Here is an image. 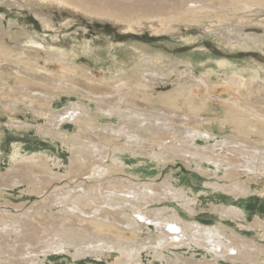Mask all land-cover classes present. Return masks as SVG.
<instances>
[{"label": "rangeland", "instance_id": "rangeland-1", "mask_svg": "<svg viewBox=\"0 0 264 264\" xmlns=\"http://www.w3.org/2000/svg\"><path fill=\"white\" fill-rule=\"evenodd\" d=\"M33 1L34 7L32 6L31 10L26 6L15 5L11 0H0V42L15 50L13 51L15 56H0V67L8 65L9 68H13V71L7 70L8 76L0 77V229H6V233L0 237V264H25L23 262L30 259L29 257H33L35 260L32 259L34 261L31 260L27 264H126L127 262L123 263L122 253L112 248H107L102 253L85 254L78 257L73 254L72 247H68L64 252L50 251L46 246L41 249L46 242H51L55 237L52 239L50 232L42 231L40 227H43L44 224H52L54 228H57L61 223L62 226L65 224L68 226V223L62 220L61 214L64 213L60 210V206L54 203L56 198L54 193L58 190H65L66 187L74 188L73 190L77 191L78 195L74 199L81 200L79 202L83 205L84 211L88 212H77L76 214L88 216L87 214L90 212L91 215L93 212L95 213L93 208L97 205L98 208L100 206L99 213L103 208L110 209L102 202L107 193L115 195L113 193L115 191L117 196H124L129 186L136 185L138 187L143 184H150L153 188L156 187V192L158 191V194H154L153 198L141 199L139 200L140 204L138 203L151 216H154L153 211L159 210L164 215L163 218L166 219L170 218V214L172 216L173 213H176L186 221L194 220L204 225H216L217 223V225H221L220 228L223 231L225 228L229 229H226L229 235H239L241 237H238L239 239H244L255 245L257 250L252 257L239 253L233 255L231 259L223 257L217 259L207 251L205 246L189 244L188 240L184 244L175 243L176 245L160 248L161 239L160 241L157 239L162 236L160 231L166 230L164 225L160 227L162 230L159 231L153 226L149 230L144 226L141 230L136 231L138 235L135 234L139 238L141 237L139 243L145 244L139 253H135V259H138L141 264H186V262L190 264H264V252H262L264 250V226L260 222L264 223V175L259 173L243 174L240 168L236 171L229 170L225 163H211V159L202 156L203 153L210 156V153L204 152L205 150L202 148L212 147L215 144L212 138L208 142L197 140L200 158L197 154H191L194 152L193 148H190L191 153L182 152L184 154H180L174 147L169 146L162 149L165 153L160 156L158 152L161 149L156 143L136 145L124 136L92 130L89 126L74 121L62 122V128L58 129L46 122L47 118L44 114L49 110H61L71 102L88 101L81 97L82 94H85V90L96 94L108 93L115 85L119 74L121 75L119 73L122 72V69L119 68L120 65L125 69L129 68L121 76L132 79L133 82H129L130 84L135 81L143 82L142 75L145 73L143 69L146 66L135 62L136 50L143 48L163 54L169 59L165 62H169L170 67H165L164 73L152 78L154 81H150V84H144L145 87L150 86V88L146 89L143 85L142 92L148 96L153 94L151 98L166 94L181 99V95L178 93L179 82L181 78L190 79V74L186 72L188 67H184L182 64L189 60L192 64L190 72L195 76H203L208 85V88L204 85L201 88L192 86L190 88L191 96L203 105L212 103L209 105L210 111L203 109L206 112L198 113L200 120L202 117L206 119V115L208 116L212 111L214 112L211 115H215L221 120L225 106V102L222 100L229 99L227 97H230V94L244 98L250 95L248 88L251 85H247L245 90L243 86L229 84L227 81L229 75L236 74L245 83L253 79L264 83V0H259L262 2L261 6L259 4L251 6L250 11L243 9L248 6V3H242L245 0H239L241 1V10L240 7H237L236 13L230 6H225L226 9H223V6L215 8L214 4L207 6V9L215 14L236 15L221 25H215L216 21L214 20H209V23L206 22L207 24L204 23L205 20L191 25L183 22L179 24L167 23L177 14L178 8L173 7L179 0H166L163 5L169 8L164 9L161 13L156 12L157 16L156 13L153 16L156 17L154 23L143 21L142 14L133 11L124 12L117 17L120 21L139 22L142 20L141 26L138 28L134 26L130 30H127L128 26L125 24L110 19L91 17L74 7L61 6L54 2L49 5L37 0ZM191 4L188 5L193 8L194 5ZM179 10L183 9L179 7ZM34 12L45 14L47 23L42 24V20ZM106 15L109 16V14ZM159 17H164L165 21L162 24H167L165 26L170 30H166L161 26L162 24L158 23ZM210 23L214 24L215 28ZM230 26L241 35L238 40L225 41L224 33L229 31ZM222 27L227 29L222 30ZM3 33H5L4 36ZM33 49L35 51H32ZM56 52L63 54L61 61L55 57ZM20 54L28 57L29 55L33 56L35 67L51 70L60 75L61 79L57 80L60 84L62 79H77L82 86L84 85L83 92L80 90V92H73L67 86L55 87L53 102L39 111L41 109L34 106L26 92H28L29 86L33 87L31 81L44 84L47 82L34 75L24 73L22 61L15 60L16 55ZM175 64L177 67H173ZM206 72H210V75L207 76ZM25 78H29L30 81ZM23 79L26 81H22ZM17 80L24 87L17 85ZM85 85L89 89L85 88ZM96 87L98 89H95ZM109 87L110 89H108ZM236 88L239 90L235 91ZM254 91L256 92V90ZM22 93H24V97ZM256 93L253 92L252 95L255 96ZM252 95L250 100L253 99ZM14 99L17 103L14 107H10L12 106L10 101ZM90 102L92 107L98 108L96 112L98 123L109 120L114 123L113 126L119 124L121 120L116 114L109 116L106 112L101 111L103 103ZM221 103L222 105H220ZM212 105H214V109ZM190 108L192 107L182 106L177 111L182 112ZM149 111L153 112L154 110L150 108ZM159 111L160 114L163 113V109ZM128 118L133 122L139 119L134 115H128ZM83 128L88 130L84 131ZM230 128H232L231 124L225 134L229 132L228 135L243 137L240 129V131H233ZM48 130L53 133H49ZM56 131L58 132L55 133ZM94 136H96V142L92 144ZM251 139L260 141L259 136L252 135V133ZM127 141L128 145L124 144ZM166 142L167 144L170 142L172 145L177 144L176 140L172 138H168ZM101 143L107 146L103 144L99 151H96L94 146L91 147L92 145H101ZM117 145L126 148L122 151L124 164L112 163L111 157L113 153L117 152L114 149ZM16 165L17 167H15ZM27 165L32 169H28ZM97 165L106 168L110 166V170L107 174L92 179L91 170ZM230 172L237 175L231 176ZM15 176L18 180L13 179L16 178ZM27 177L30 182L32 178V184L27 180ZM238 180L248 182L249 193L244 195L236 190L226 191L227 188L231 190L229 186ZM36 182L39 184L34 186L33 184ZM80 185L85 188V191L87 189V192H92L89 201L83 197L85 201L82 196L79 197L81 194ZM167 186H171V190ZM92 196L96 198L94 199ZM71 199L66 203L70 204ZM89 203L91 204L89 205ZM232 207L243 208L246 213L245 218L235 210L229 209ZM119 209L117 207L110 209L109 212L111 211L110 213L115 215L109 214L108 216L110 219L114 217L116 222L114 221L113 224L116 226L120 224L121 226H119L124 229V235L129 237L133 232L130 229L126 230L124 224L126 218L122 214L127 215L131 209L125 207L123 212ZM67 213L71 214L72 212L68 209ZM96 213L98 214V212ZM229 213L231 215H228ZM95 216L97 218L98 215ZM18 219L27 221V224H19L23 229L20 233H18L20 228H16L18 223H15ZM72 221V226L79 224L78 220L73 219ZM25 226H28L29 231L24 229ZM39 249L40 252L45 251V253L37 257L34 255L35 258L31 251H39ZM253 249L255 248L251 247V250L255 251Z\"/></svg>", "mask_w": 264, "mask_h": 264}, {"label": "bare ground", "instance_id": "bare-ground-1", "mask_svg": "<svg viewBox=\"0 0 264 264\" xmlns=\"http://www.w3.org/2000/svg\"><path fill=\"white\" fill-rule=\"evenodd\" d=\"M11 1H14L13 3L15 5L26 6V7H29L28 9H31V10H32L31 7L34 5L33 0H11ZM37 1L43 2L46 4L48 3L49 5L54 2L55 4H60L61 6L65 5L71 8L74 7L76 10H81L85 12L86 14L90 15L91 17L110 19V20H113L114 22L125 24L128 26L127 30L133 29L134 26H137L138 28V26H141L142 20L152 21L154 23L155 21L154 19L156 18V17H153L154 14L156 12L161 13V11H163L164 9L169 8L163 5L166 0H37ZM238 1L236 0L234 1L232 0L231 1L229 0H179V2L173 7V8H176V7L178 8L177 14L175 15L174 19L169 20L167 23L179 24L180 22H183L184 24L191 25V24L199 23V21H202V20H205V22L203 21L204 23L206 22L209 23V20L210 21L214 20L216 21L214 22L215 25H221L225 23L226 21L233 19L236 15L234 16L227 15L228 13L227 14H223V13L215 14L210 9H207V6H211L214 4L216 6L215 8H217V6L218 7L223 6L222 7L223 9L224 8L226 9L225 6H230L232 7V10L235 12L238 9L237 7H240V10H241V4H240L241 1H239V3ZM190 3H192L191 5H194L193 8L189 7L188 4ZM242 3H248V6L246 8L243 7L244 10H248V11H250L249 9L251 6L258 5V4L261 6L262 4V2L259 0H245V2H242ZM179 7L180 9H183V10H179ZM127 11L141 13L144 19L140 20L139 22H136L133 20H128V21L121 20L120 21L117 17L121 16L124 12H127ZM34 13L36 16H38L42 20V24L47 23L46 22L47 20L45 19L46 17L45 14L39 13V12H34ZM157 13H156V16H157ZM106 14H109V16H107ZM147 14L150 16H148ZM159 20H160L158 21L159 24H162L165 21L164 17H159ZM165 25L167 24H162L161 26H163V28H165L166 30H170V29H167ZM210 25L214 27V24L210 23ZM225 27H222L221 29L222 30L227 29ZM2 35L4 36L5 33H3ZM224 35L226 37L225 41L238 40V37L240 38L241 36L238 33V31L235 28L232 29V27L229 29V31L226 34L224 33ZM13 51L15 50L9 48L4 43L0 42V56L1 57L14 55ZM32 51H35V50L33 49ZM56 53L57 55L55 57H57V60L59 59L61 61L63 59V54L61 52H56ZM32 58L34 57L33 56L30 57V55L28 57V56L20 54V55H16L15 60L22 61L23 64L21 65L23 66L22 68H24L25 70L24 73L26 72L30 75H34L37 78H41L45 80V82H47V84H44L42 82L36 83L34 81H31L33 87L29 86L28 87L29 90L28 92H26V95L32 99L34 106L41 109L39 111H42V109H45L47 105L53 102L55 98L53 97L55 87L61 88L62 86L63 87L67 86L68 88L72 89L71 91L73 92H80V91L83 92L84 85L82 86L81 83H79L77 79L76 80L75 79H69V80L62 79L61 84H60L57 81L61 79L60 75L53 73V71L51 70H44V69L35 67L34 65L35 61ZM135 58H136L135 62H138L139 65H144L147 67V69L145 67L146 70L143 69L145 72L144 75H142L144 83L141 81L140 82L135 81V83L130 84L132 79H130L129 77L124 78L123 76H121L122 74H125L126 69H129V68L125 69L122 67V65H120V67L119 66L118 67L122 69V72H119L121 73V75L119 74L115 82V85L108 93L100 92L99 93L100 95H99L98 93L96 94V93H92L91 91L85 90L84 93L89 94L90 96L88 95L85 96V94L84 95L82 94L81 97L86 98V100L88 99V101L71 102L70 105L58 111L49 110L48 113H44L46 114V118H47L46 122H48L50 126H55L56 128L61 129L62 122L74 121L75 123H78V124L87 125L92 130H97V131L101 130V131H105L106 133L111 132L112 134L117 135V136H124L126 139H128V141L133 142L136 145H141V144L144 145L145 143H148V144L156 143L160 147L159 149H161L158 152L160 156H163L165 153L164 150L162 149L164 147L169 146V147H174L176 152H179L180 154H184L182 152H185L187 154L191 153L192 151L190 150V148H193L194 152L191 154H197V156L199 157L200 155L199 145L197 144L199 142L197 140L201 139L205 142H208L212 138L215 141V144H213V146L210 148L209 147L202 148L205 150L204 152L210 153V156L206 155L207 153H203L202 156L206 157L207 159H211L212 160L211 163L212 162H214L215 164L220 163V162L225 163L226 168H228L229 170L236 171L237 169L240 168L241 169L240 171L243 174H249V173L258 174L259 173L261 175H264V83L263 82H259L258 80L253 79L245 83L244 80L240 76L236 74L229 75L227 77L228 79L227 81H229L228 82L229 84H232V85L234 84L235 86H243L245 90L247 89V85H251L250 88H248V90L250 91V95L246 96L247 98H244L241 96L239 97V96H234L230 94L231 96L227 97L229 99L222 100L225 102V106L223 108L224 115L221 120L218 119V117H215V115H211L213 114L214 111H212L208 116L206 115V119L202 117L200 120V115L198 113L206 112V111H203V109L209 110L210 108L209 105L212 103H210L209 105H203L201 102H198V100L195 97L191 96L190 88L192 86L201 88V86L204 85L205 87L208 88V85H207L206 79L203 76L201 77L195 76L190 72L192 68V64L189 62V60L183 62L182 64L184 65V67H188V71L186 72L190 74L189 76L190 79L181 78V81L179 82L180 90H178L179 91L178 93L181 95V99L177 98V96H171V95H166V94L162 96H157L156 98H151L153 97L152 96L153 94L151 96L150 95L148 96V94L146 95L144 92H142L144 90L143 88L145 87L144 84H147V83L150 84V81H152V78H155L160 73L161 74L164 73L165 67L166 68L170 67L169 65L170 63L165 62V61H169V59L166 58L161 53L151 52L143 48H139L136 50ZM1 59H4V58H1ZM173 67H177V64H175ZM171 69L173 70V68ZM7 70L13 71V68L11 67L9 68L8 65L0 67V77L1 78L6 77L8 73ZM19 71H20V68H19ZM21 71L23 72V70ZM206 74L207 76H209L210 72H206ZM25 79H23L22 81H24ZM1 80H4V79H1ZM27 80L30 81L29 78ZM16 83L17 85H20L21 87L23 86V84H21L20 81L18 80L16 81ZM259 86H261L262 88ZM85 88H88V87H86L85 85ZM124 88H127V89H124ZM145 88L149 89L150 86L148 88L147 87ZM95 89H98V88L96 87ZM108 89H110V87ZM238 90L239 89L236 88L235 91H238ZM254 90H256L257 93ZM253 92L256 93L255 96L252 95ZM22 95L24 97V93H22ZM251 95L253 98L252 100H250ZM91 96H93V98H91ZM90 101H98V102L103 103V105H101L102 106L101 111H103L104 113L106 112V114L109 116H115L116 114L120 118L119 120H121L119 124L113 126L114 123L109 120H106V122L104 123H98L97 120L99 119L97 118L98 115L96 113L98 108L92 107L89 104ZM10 103L12 105L10 107H14L17 101H15L14 99L10 101ZM220 105H222V103ZM182 106H185V108L186 106L192 107V108L188 110L185 109L182 112L177 111L179 110V107H182ZM213 106L214 105H212V107ZM150 108H152L154 111L153 112L149 111ZM214 108L215 107H213V109ZM160 109H163L162 114L159 113ZM128 115H134L136 118H139V119L133 122L128 118ZM80 118H82L83 121H81L82 119ZM229 124L232 125V128L230 129H232L233 131H237L240 129L241 131L240 130L239 131L242 133L243 137L241 136L236 137L232 134L228 135L229 132L225 134V131L228 129ZM83 130L87 131L88 129L83 128ZM48 131L49 133L52 132L51 130H48ZM57 132L58 131H56L55 133ZM251 133L252 135L255 134L259 136L260 141L251 139ZM89 134L91 135V133ZM168 138L175 139L177 144L175 142L174 143L176 145L170 144V142H173V141H170L169 144H167L166 140ZM95 139H96V136H94L92 144L96 142ZM128 141L125 142L124 144L129 143ZM103 144L104 143H101V145H97V146L92 145L91 147L94 146L96 151H99V149L102 148ZM152 148L153 150H155L154 147ZM114 149L117 152L114 151L115 153H113L111 157L113 159L112 163L113 164H116V163L124 164L123 157H122V151L126 148L122 145H117L116 147H114ZM36 163L39 164L38 162ZM41 166H38V167H41ZM15 167H17V165ZM28 169H32V168L28 166ZM109 170H110V166L109 168H106V167L97 165L95 168L91 170V173H90L92 176L91 178L93 179V178L101 177L105 173L107 174ZM45 172L47 173V171ZM236 175H237L236 173H231V176H236ZM13 179L18 180L17 177ZM27 180L30 182L28 177H27ZM31 182H33L32 178H31ZM31 182L30 184H32ZM129 183L132 184L131 182ZM38 184L39 183L36 182L33 185L35 186ZM79 187L81 188L80 192L82 194L81 195L78 192V194H80L79 197L82 196V198L84 197L88 199L89 201L91 198L90 195L92 192L91 193L87 192V189L85 191V188L82 187V185H80ZM167 187L169 190H171V186H167ZM229 187H230L229 189L231 190H228L227 188L226 191L236 190L238 193H243L244 195H246L245 193L248 192L250 185L248 184V182L238 180ZM73 189L66 187L65 190H58L54 193V195L56 196V198L54 199V203L60 206V210L64 213L63 215L60 213L62 216V220L66 221L68 223V226H65L66 224L63 221L61 222H63L65 225L62 226V223H61L59 227L56 226L58 229L54 228L52 224H44L43 227L41 226L40 229L42 231L50 232V234L52 235L51 237L52 239L53 237H55V239H53L51 242H48V243L46 242L47 245L46 244L43 245L41 249H44V247L46 246L48 247V250L50 251H63L64 252L68 249V247H72L74 251L73 254L75 255V257H78V256H83L85 254L92 255V254H98L100 252L102 253L105 249L112 248L113 250L117 249L122 253L123 263L130 262V264H141V262L138 259H135V253L136 252L139 253V250L143 248L145 244L139 243L141 237L139 238V236L135 235V234L138 235L136 231L141 230L144 226L148 230L151 226H153L156 228V230L159 231V230H162L160 227L164 225V228L166 230L160 231L162 233V236H159V239H157L159 241L161 239L159 243L160 248H163L164 246H168V245H173L175 243H177L178 245L184 244L186 243L185 241L188 240L189 244H194L195 246H202V247L205 246L207 251L211 252L214 255V257H216L217 259L218 257L231 259L233 255H236V254L238 255L239 253L241 255H247L248 257H252V255L255 254L257 250L255 245L248 243L244 239H239L241 238L239 235L237 234L229 235L226 231L227 228H225V230L223 231L220 228L221 225L219 226L217 225V223L216 225H204L194 220L186 221L182 219L181 217H179V215L176 213H173L172 216L170 214L169 216L170 218L166 219V218H163L164 215L161 214L162 212H160L159 210L153 211L154 216H151L150 214L147 213V211H144L139 205L140 204L139 200L146 199L148 197L153 198L154 194H158V191L156 192L155 190L156 187L153 188L152 185L150 184H143L138 187L136 185H131L126 189L124 196H117L116 195L117 192L115 191L113 192L115 195H111L107 193L106 197L103 199L104 201H102L110 209H114L117 207V208H120L119 210L121 212H123V209L125 207L131 209V212L127 213V215L122 214L123 217L126 218V221L124 223L126 225V230L130 229L131 232H133L129 237L124 235L123 233L124 229L123 227H120L121 226L120 224H119L120 226L119 225L116 226L115 224H113L114 221L116 222V219L114 217H112V219L109 218L108 215L114 214V213H110L111 211L109 212L110 209L108 208L101 209L102 212L99 213L100 206L98 208L97 207L98 205H97L96 207L93 208V210L95 209V213L93 212V215L90 214L91 212L89 213L91 217H89L90 216L89 214H87L88 216H81V214L80 215L76 214L77 212L84 213L85 211L83 209V205H81V203L79 202L81 200L77 201V198L74 199V197L78 195H77V191H74ZM84 192H87V193L84 194ZM92 198L95 199L96 197L92 196ZM70 199H71L70 204H67L66 202L69 201ZM90 204L91 203H89V205ZM68 209L72 212L71 213L72 215L69 214L70 212L67 213ZM229 209L235 210V212H238V214L243 216V218H245L246 216L245 210L243 208L241 209L238 207H232ZM96 212H98V214ZM85 213H88V212H85ZM95 215H98L100 217L97 216L96 218ZM228 215H231V213H229ZM73 219L76 221L78 220L79 224L72 226L71 222H73L72 221ZM104 220H107L108 222H105ZM16 222L18 223V225L16 224L17 226L15 225L16 228H20V225H19L20 223L27 224V221L23 219L21 220L18 219L15 221V223ZM260 222H261V225L264 226V223L262 221ZM24 229L26 231H29L28 226H25ZM5 230L6 229L4 228L0 229V237L6 233ZM21 230L23 229L20 228V231L18 233H20ZM128 232L130 233V231ZM145 238H149V237H145ZM251 247H254L255 249L253 250L255 251H252ZM262 252H264V250ZM31 253H33V256L36 255L37 257L41 254H44L45 251L40 252V249H39V251L38 250L31 251ZM29 258L30 259H26V261H24L23 263L27 264V262H30L32 259H34L33 257H29ZM186 264H190V263L186 262Z\"/></svg>", "mask_w": 264, "mask_h": 264}]
</instances>
